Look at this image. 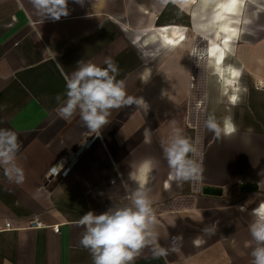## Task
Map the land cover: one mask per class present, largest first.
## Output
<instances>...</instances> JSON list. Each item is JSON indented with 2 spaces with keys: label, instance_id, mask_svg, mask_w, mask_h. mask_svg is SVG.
Instances as JSON below:
<instances>
[{
  "label": "crops",
  "instance_id": "1",
  "mask_svg": "<svg viewBox=\"0 0 264 264\" xmlns=\"http://www.w3.org/2000/svg\"><path fill=\"white\" fill-rule=\"evenodd\" d=\"M67 9L42 21L30 0H0V128L17 133L25 175L17 184L0 167V264H93L80 244V217L129 204L137 187L129 173L138 176L147 162L155 230L169 251L147 246L134 264H251V211L264 202V0H68ZM166 28H180L185 40L170 44L179 37ZM194 46L210 48L208 60L193 56ZM107 57L127 94L143 102L112 109L109 123L92 132L78 112L59 115L65 77L81 61L106 67ZM192 63L206 120L231 116L238 132L217 139L206 129L194 157L199 178L178 183L162 142L179 128L197 147L187 112ZM78 152L67 177L49 183L51 170ZM243 184L257 190L242 192ZM205 187L223 194L203 195ZM33 219L45 228H29ZM213 224L216 235H208Z\"/></svg>",
  "mask_w": 264,
  "mask_h": 264
},
{
  "label": "clouds",
  "instance_id": "2",
  "mask_svg": "<svg viewBox=\"0 0 264 264\" xmlns=\"http://www.w3.org/2000/svg\"><path fill=\"white\" fill-rule=\"evenodd\" d=\"M77 2L82 3L83 0ZM30 3L42 21L46 17L59 20L61 16L68 15V0H30ZM78 65L70 77H65L67 99L63 100L59 109L61 118L70 120L78 112L83 124L92 132H97L109 123L112 109L143 102L127 94L125 81L117 79L120 71L118 65L110 57L104 60L106 67L83 61ZM56 99L62 101L60 96ZM230 100L235 104L237 97L233 95ZM205 126L217 139L222 135L231 137L238 132V126L231 116H226L221 124L214 115H209ZM162 147L172 180L179 183L199 178L202 169L194 158L197 147L182 134L181 129L173 128L167 142H162ZM20 148L17 133L10 128H0V167L17 184L25 179L24 169L16 163ZM150 170L151 162H147L138 176L129 173V179L137 184L131 190L129 204L109 208L101 214L87 211L80 217L78 225L84 228L80 244L90 250L93 264H134L141 250L150 245L159 250V255H166L169 251L159 245L155 230L158 221L146 187ZM251 216L253 220L248 228L256 242V247L250 253L251 264H264V202L252 209ZM204 232L216 235L217 226L208 225ZM179 241H182V236L173 237L172 251L177 250Z\"/></svg>",
  "mask_w": 264,
  "mask_h": 264
},
{
  "label": "rangeland",
  "instance_id": "3",
  "mask_svg": "<svg viewBox=\"0 0 264 264\" xmlns=\"http://www.w3.org/2000/svg\"><path fill=\"white\" fill-rule=\"evenodd\" d=\"M205 46H202V48H197L200 52L202 49H205ZM201 49V50H200ZM197 60V58L195 57V59L193 60V62ZM193 64V63H192ZM194 64H196V62H194ZM193 64V67L195 68V65ZM193 68V77L195 79H197L196 77V68ZM198 80V79H197ZM204 92L203 90L200 88V85L197 84L196 82L193 84V81H190V85H189V97L187 100V112H188V126L189 128H196L198 130H195V140H196V145L198 147V153H201L202 151V146H203V140H204V132L207 129L205 126V121H206V114L202 113L203 115L201 116V119H196V115L201 112L200 109L197 107L198 103L201 101L200 99H202V96ZM204 102H206L204 100ZM204 112H205V105H204ZM206 113V112H205ZM199 120V122L197 121ZM197 121V122H196ZM194 130V129H192Z\"/></svg>",
  "mask_w": 264,
  "mask_h": 264
},
{
  "label": "built area",
  "instance_id": "4",
  "mask_svg": "<svg viewBox=\"0 0 264 264\" xmlns=\"http://www.w3.org/2000/svg\"><path fill=\"white\" fill-rule=\"evenodd\" d=\"M201 50V49H200ZM202 51V50H201ZM200 51V52H201ZM192 81H193V84L196 82L197 83V79H195L194 77L192 78ZM198 84V83H197ZM204 95V94H203ZM204 96H202V99H200L201 101L198 103L197 107L200 109L201 112H199L197 115H196V119H201V116L203 115L202 113L206 114L204 112V105H205V102H204ZM199 122V120H197ZM196 121V122H197ZM194 130H198L196 128H193ZM97 137H94L90 140V142H88V144H86V148L89 149L90 147H92V145L96 142ZM82 152V151H81ZM81 152H78L76 153L75 155H71L69 156L66 160L62 161L61 164L56 167V168H53L50 172V176H49V179H48V182H52L53 180H56L57 178H65L67 177V175L70 173V171H72V169L75 167V165L78 163L79 161V155ZM29 228H32V229H43L45 228V225L40 221V219H33L29 222V225H28ZM11 228V224H7L6 225V229H10ZM54 231L55 233H60L61 231V228L59 226L55 227L54 228Z\"/></svg>",
  "mask_w": 264,
  "mask_h": 264
},
{
  "label": "bare ground",
  "instance_id": "5",
  "mask_svg": "<svg viewBox=\"0 0 264 264\" xmlns=\"http://www.w3.org/2000/svg\"><path fill=\"white\" fill-rule=\"evenodd\" d=\"M236 5H237L236 2H234V3L232 4V8L234 9V8L236 7ZM224 20H225V19H224ZM224 24H225V23H224ZM228 25H229V24H228ZM224 26H225V25H224ZM174 27H178V26H174ZM225 27H227V26H225ZM229 27H230V26H229ZM169 30H173V31H171V33H172L173 36L175 35L176 38L179 37L178 40H175V39L170 40V41H169L170 44H172V45L175 46V45L177 44V42H179L180 39L185 40V37H184L183 33L180 32V28H166V29H165V31H169ZM234 30H235V29H234ZM233 33H234V32L229 33V36H230L231 39L228 38V37H227V39L232 40ZM233 42H234V41H233ZM230 44H232V43H230ZM194 47H195V46H194ZM230 47H231V46H230ZM197 48H198V47L193 48V50H192V55L194 56V55L198 54L199 59H200L201 57H204V58H206V59L208 60V58L211 56V49L209 48L207 52H203V51L198 52L199 50H198ZM234 73L237 74L238 72L235 71Z\"/></svg>",
  "mask_w": 264,
  "mask_h": 264
},
{
  "label": "water",
  "instance_id": "6",
  "mask_svg": "<svg viewBox=\"0 0 264 264\" xmlns=\"http://www.w3.org/2000/svg\"><path fill=\"white\" fill-rule=\"evenodd\" d=\"M257 190V186H253L250 184H243L241 187V191H256ZM203 195H207V196H222L223 192L220 189H216V188H209V187H205L202 190Z\"/></svg>",
  "mask_w": 264,
  "mask_h": 264
},
{
  "label": "trees",
  "instance_id": "7",
  "mask_svg": "<svg viewBox=\"0 0 264 264\" xmlns=\"http://www.w3.org/2000/svg\"><path fill=\"white\" fill-rule=\"evenodd\" d=\"M166 15H168V14H167V11L164 12L163 15L159 18V20H158V24H159V25H161V23H163V22H162V21H163V18H164ZM189 27H190V25H189Z\"/></svg>",
  "mask_w": 264,
  "mask_h": 264
},
{
  "label": "snow or ice",
  "instance_id": "8",
  "mask_svg": "<svg viewBox=\"0 0 264 264\" xmlns=\"http://www.w3.org/2000/svg\"><path fill=\"white\" fill-rule=\"evenodd\" d=\"M236 73H234V75H235Z\"/></svg>",
  "mask_w": 264,
  "mask_h": 264
}]
</instances>
